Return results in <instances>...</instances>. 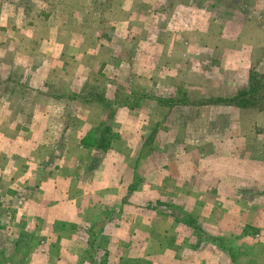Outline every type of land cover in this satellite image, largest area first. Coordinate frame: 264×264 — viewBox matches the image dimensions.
Segmentation results:
<instances>
[{
    "label": "rangeland",
    "instance_id": "374dc122",
    "mask_svg": "<svg viewBox=\"0 0 264 264\" xmlns=\"http://www.w3.org/2000/svg\"><path fill=\"white\" fill-rule=\"evenodd\" d=\"M173 1L0 0V264H197L192 256L208 236H198L193 219L208 201L228 202L209 196L214 181L202 176L215 162L235 168L241 156L264 158V52L256 59L246 51L244 35L199 32L205 20L197 9L187 13ZM102 109L108 128L99 123ZM122 109L130 112L126 121L116 119ZM116 156L125 159L129 194L144 182L153 188L158 208L144 217L157 218L103 234V226L91 227L84 239L69 232L70 223L57 227L54 203L81 201L96 213L99 195L117 199L76 193L84 168L98 170L88 174L95 182L107 165L118 167ZM199 160L206 163L198 173ZM70 172L76 179L67 178L64 194L51 195L48 182L61 184ZM248 197L261 207L249 213L261 216L264 189ZM222 241L214 243L222 254L242 249ZM105 246L112 250L102 252Z\"/></svg>",
    "mask_w": 264,
    "mask_h": 264
},
{
    "label": "crops",
    "instance_id": "0c3cea01",
    "mask_svg": "<svg viewBox=\"0 0 264 264\" xmlns=\"http://www.w3.org/2000/svg\"><path fill=\"white\" fill-rule=\"evenodd\" d=\"M152 1L156 2L157 0H150V2ZM166 2H168V0H166ZM173 2L174 1L171 0V3ZM177 2L183 4V7L185 8L184 11H187V13H189L188 11L192 8L197 9L195 10V13L193 12V14H197L199 19L202 18L205 20L199 27V32L203 30L205 34H212L213 36H225L226 34H234V36L236 34L242 36L244 35L246 36V51L253 52L256 59H258V54L260 52H264V0H240L239 2L237 0H179ZM223 4L228 5L222 7ZM177 11L180 13L182 10ZM174 16L173 12H165L164 18L168 19L173 18ZM109 41L110 38L106 41V43H109ZM101 113L102 117L99 118V123L103 124L104 121L105 127L108 128L110 123L107 120V117H109L110 114L105 109H102ZM115 113L117 114L116 119L119 118V120H121L125 116L127 117L130 112L122 109ZM124 120L126 121L125 118ZM87 122L90 124L89 119H87ZM90 125L95 126V124ZM11 127L13 126L8 128L9 131H12ZM7 143V146L5 145L6 147H8ZM97 145L99 148L104 147L103 143H99ZM136 152L137 151H135L134 154H136ZM136 156L137 155L134 156V159H136ZM121 157L116 156L118 159V167H108L107 165L106 174L104 173L103 177L99 176L97 179L93 178L95 182L88 179V174L98 170L84 168L80 174H84V172H86L87 175H85L88 181H83L85 175L80 178V188L76 192L81 193V196L94 193L98 190H100V194L109 192V194L117 195L119 203H116L117 199L114 197L112 198L114 202H108L110 201L109 197L102 199V196L99 195V203L93 204V207L96 208V213H94V210H91V206H86L87 204L81 201L78 202L73 200L69 203H54V209H51L50 213H52L51 216L54 221L61 223L57 225V227H60V225L66 226L70 223L69 232L73 233L77 231V234L83 233L81 237L84 239L91 227L96 229L103 226L99 230V234H103L106 231H109L111 225L114 228H126L128 226L129 228L134 229L136 227L144 228L145 222H152V220L156 217L154 214L155 212H152L153 214H149L150 216H148V218L151 217L150 220H145L146 218L144 216L147 210H151L153 207L158 208L157 204L154 203L157 201L151 198L153 188H151V186L147 187L144 182L142 186H140L141 188L138 187L140 188L139 190L138 188L135 190L133 189V194H129L127 186H125L126 183H124L127 178L124 175L125 166L123 164L125 163V159L124 162H120ZM199 161L198 173L201 171V168H205L204 163H206L205 160H202L204 163H201V160ZM236 163L235 168H233L231 163H229V166H221L218 162H215L213 166L214 171L212 173H208V176H202L204 177L205 183L207 179H212L214 181L213 190L207 191V194L209 196H211V194L220 195L222 198L224 196V199L228 202L223 203L222 200H220V203L215 204L213 202L212 204L208 201L209 204H207V206H203L205 208V213H203L204 215L200 217L199 214V218L193 219L199 230L198 236H208V243L203 240L199 241L196 256H192L193 260H197V264H264V210L262 211L261 216L259 215V217L254 218L253 214H250L249 212H253V210L259 211L261 210V207L258 204V200L253 199V197H248L252 194L258 193L261 189H264V182L262 183L264 158L249 159L248 157L241 156V159H236ZM260 167L262 168L260 169ZM45 168L44 163H42V167L38 173L40 176ZM55 170L56 169L51 170L49 174L54 175L53 172ZM56 174L57 172L55 175ZM26 175L24 176V172H22V179L20 180H23L24 177L28 179ZM68 175L69 177L65 176L61 179V184L59 182L57 183V181H59L58 178H55L56 181H49L47 184L48 188H46L48 189V192L51 195H63L64 190L61 189V186L67 185V178H69V182L71 183L74 180L73 178L76 179L72 172ZM123 177L125 178L123 179ZM42 178L45 177L43 176ZM26 179H24L22 183L17 184L18 187H23L22 191L29 189V186L27 187V185H29V181L26 182ZM42 180V186H40L39 183L38 185L39 188L43 189L46 186L44 181L46 179ZM148 180L149 178L146 177V182H148ZM155 183L156 181H153L150 184ZM255 186H257V188H255ZM203 191L206 199V188H204ZM27 193H29L28 190ZM128 195H130V200L132 199L131 201H126ZM56 199L58 198L56 197ZM74 199L78 198L75 197ZM138 199H143L145 201V205L137 202ZM209 199L212 201V198ZM241 210L246 212L245 218H237V214H239L238 212ZM46 212L49 213L47 210ZM109 215L115 217L114 222L108 220ZM73 222L76 224L74 225ZM188 227L192 229L190 225L187 226V229H189ZM121 233L127 234L125 229H123ZM129 234L130 236L128 241L131 240L134 242L135 240H132L133 233L130 232ZM222 239L229 243L237 242L238 245L241 246L242 249L239 247L236 251L233 249V253H235L236 257L232 254H222L218 248H216L217 245L214 243L221 242ZM79 241L82 244L84 243L80 238L74 240V242ZM102 241L103 240L101 238H98L96 242L100 243ZM125 242L126 241H123V243ZM98 243L96 245H98ZM111 243L112 242L110 241L109 244ZM209 243L213 244L215 247H206L210 245ZM79 247L80 249H78V251L81 250V246ZM102 248V252H104L105 249H108L107 251L109 252L112 250V247H110L109 250V246L108 248H106V246ZM133 249L138 253L137 248ZM215 252L220 253L221 256ZM98 256L99 255H97V257ZM232 257H234L233 259H236V261L234 260V263L230 260ZM94 258H96V256Z\"/></svg>",
    "mask_w": 264,
    "mask_h": 264
}]
</instances>
